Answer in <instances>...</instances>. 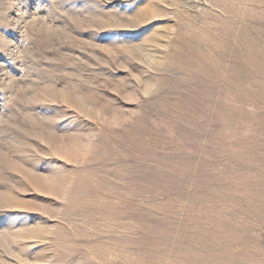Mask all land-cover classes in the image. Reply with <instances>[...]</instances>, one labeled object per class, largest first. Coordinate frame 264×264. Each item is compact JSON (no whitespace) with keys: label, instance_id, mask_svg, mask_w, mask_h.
<instances>
[{"label":"rangeland","instance_id":"1","mask_svg":"<svg viewBox=\"0 0 264 264\" xmlns=\"http://www.w3.org/2000/svg\"><path fill=\"white\" fill-rule=\"evenodd\" d=\"M0 264H264V0H0Z\"/></svg>","mask_w":264,"mask_h":264}]
</instances>
